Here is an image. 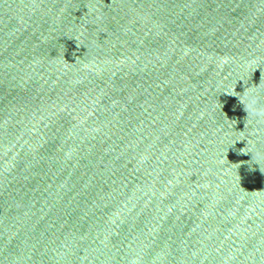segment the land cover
Listing matches in <instances>:
<instances>
[{
    "label": "water",
    "instance_id": "obj_1",
    "mask_svg": "<svg viewBox=\"0 0 264 264\" xmlns=\"http://www.w3.org/2000/svg\"><path fill=\"white\" fill-rule=\"evenodd\" d=\"M0 264H264V0H0Z\"/></svg>",
    "mask_w": 264,
    "mask_h": 264
}]
</instances>
